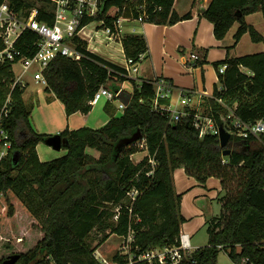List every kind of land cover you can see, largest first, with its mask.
Segmentation results:
<instances>
[{
  "label": "trees",
  "instance_id": "1",
  "mask_svg": "<svg viewBox=\"0 0 264 264\" xmlns=\"http://www.w3.org/2000/svg\"><path fill=\"white\" fill-rule=\"evenodd\" d=\"M7 1L16 13L24 16L38 8L37 19L54 24L51 1ZM145 1L150 13L147 22L174 25L192 17L191 13L178 15L174 10L175 0ZM136 5L130 0H105V11L100 18H105L106 25L115 31L106 11L111 7L128 6L138 18ZM256 12L264 16V0H211L202 16L213 23L217 39H224L238 22L236 44L246 33L254 42L264 43V37L246 20ZM90 21L87 19L84 23ZM36 42L38 36L28 31L22 35L18 46L24 53L32 50L34 54ZM121 42L126 58L134 63L149 52L144 35L128 34ZM73 44L84 57L76 61L58 56L44 71L45 91L62 102L67 115L89 113L90 102L101 87L116 93L125 81L132 79L125 68L90 52L87 41L75 37ZM224 64L228 67L225 74H220V81L225 90L216 89L212 97L204 98L203 105L209 115L221 123V114L228 113L226 106L216 100L220 98L228 107L237 105L236 113L244 121L264 118V52L227 58L216 63V67L219 69ZM132 81L134 91L127 94L131 101L121 116L113 117L99 129L65 130L61 135L69 141L68 146H63L67 154L43 162L37 145L46 142L51 135L40 134L33 128L32 110L24 99L25 89L20 85L13 89L11 64L0 66V105L12 93L8 128L14 147L20 153L17 166L8 161L0 171V192L4 193L0 221L17 220L20 233L27 237L26 250L14 253L20 255L16 264H102L95 258V248L89 243L96 228L103 233L110 229V234L120 236L132 231L134 241L130 254L136 257L150 249L178 245L182 225L187 220L182 213L183 194L175 189L177 169H184L201 184L216 178L225 191L218 198L220 214L207 220L208 244L179 264H218L223 250L236 264H264V134L260 139L232 136L227 146L232 153L227 156L228 162H224L219 136L201 137L191 115L179 123H171L169 113L155 105L154 81L141 84L136 79ZM159 104L169 106L170 101L164 99ZM138 131L143 137L137 142L145 139L147 153L136 163L132 155L138 151L137 142L129 145H120V142ZM134 189L139 195L130 206L127 194ZM16 205H19L18 210ZM117 205H122V210L115 223L112 208ZM29 224L33 231L28 230ZM31 234L35 238L29 243ZM110 234H106L101 243L106 242ZM24 236L16 238V243L22 244ZM130 254H117L114 262L127 264ZM8 257L1 259L0 264ZM245 259L247 262L243 263ZM135 264L147 263L135 261Z\"/></svg>",
  "mask_w": 264,
  "mask_h": 264
},
{
  "label": "built area",
  "instance_id": "2",
  "mask_svg": "<svg viewBox=\"0 0 264 264\" xmlns=\"http://www.w3.org/2000/svg\"><path fill=\"white\" fill-rule=\"evenodd\" d=\"M52 3L51 12L54 14V24L41 22L37 19L39 13L38 8H34L29 16L16 13L10 6V3L5 0L0 3V66L5 64H11L14 72L13 89L16 85H20L26 89L30 80L27 78L28 74L32 75V79L38 83H43L47 86V80L44 76V71L49 64L58 56H64L71 60H79L84 55L77 50L73 44L75 37L88 42H93L94 35L103 37V42H114L118 44L117 39L120 38V45H122V24L124 22H146L149 18V11L147 2L144 0H130L131 3H135L139 12V17H134V11L128 6L123 8L111 7L106 11V17L113 20L115 31L106 25L105 18H100L101 14L105 11V0H48ZM90 19L89 23H84L85 20ZM94 23H97L96 25ZM94 27V28H93ZM96 27H102L101 30H97ZM34 32L38 36V42H36V52L33 54L32 50L28 53H24L18 46L20 38L25 32ZM130 34H135L131 30ZM122 36V37H121ZM100 41V40H99ZM97 42V41H95ZM102 42V41H100ZM90 47V46H89ZM123 47V45H122ZM90 52L93 53L89 49ZM124 52V48H123ZM31 53V54H29ZM125 54V52H124ZM126 57V55H125ZM145 57V54L140 56V60ZM191 58L193 61H199L201 58L199 54L192 53ZM127 65L125 69L128 70V77L132 78L138 73V65L141 62L134 63L132 60L126 58ZM21 68V73H17L15 67ZM228 65L224 64L219 67V73L225 74ZM246 71V68L242 69ZM249 75L252 73L247 71ZM134 79V78H132ZM136 79V78H135ZM156 88L155 105L170 115L171 123H179L183 118L192 116L193 125L200 131V136L217 135L220 134V125L223 123L225 129L232 134V136L246 139L249 137H255L260 139L264 134V118L255 122H247L240 118L236 113L237 105L228 107L222 99L216 100L228 109L227 114H221L219 123L215 117L209 115L207 111L206 115L199 110H196L193 114L192 111L185 110L186 107L192 105L196 96L203 97L204 94L197 90L180 89L179 96L180 102L184 109H173L171 106L160 105L159 102L164 99H168L174 92L175 88L173 84L163 79L154 80ZM220 92L225 90L222 83L218 88ZM122 91L112 92L106 87H101L90 104L96 105L103 97L108 98L110 101H114L119 98V108L125 110V105L121 99ZM12 93L9 94L6 102L0 105V171L5 168V163L12 161V157L17 152L14 147V142L11 133L8 128V119L11 115L12 108ZM212 97V96H211ZM137 146L146 150L145 139L137 142ZM147 152V150H146ZM146 155V154H145ZM153 166H156L154 160L150 161ZM138 163V162H137ZM150 175V174H149ZM139 192L132 190L128 192L127 196L130 201V206H133L137 201ZM4 193L0 192V202L3 201ZM6 206H3V210ZM122 205L116 206V212L114 215L115 220L118 222L121 215ZM132 211V209H130ZM129 244L124 247L129 255L131 252V244L134 241V233L130 231L125 238V241ZM196 251V248L192 244V236L187 232H181L179 243L173 247L154 248L147 250L146 252L138 255L137 257L130 254V258L127 264H135L137 262H146L147 264L159 263V264H179L184 258L189 257ZM247 260H243L246 263ZM102 264H111L108 260L103 259Z\"/></svg>",
  "mask_w": 264,
  "mask_h": 264
},
{
  "label": "crops",
  "instance_id": "3",
  "mask_svg": "<svg viewBox=\"0 0 264 264\" xmlns=\"http://www.w3.org/2000/svg\"><path fill=\"white\" fill-rule=\"evenodd\" d=\"M210 2L211 0H175L174 10L180 16L191 13L192 17L190 19L179 21L174 25H159L144 22L141 23L138 29H133L135 34L145 36L149 47V52L138 65L139 70L136 74L137 83L141 84L143 81L163 79L173 84L175 90L170 98H168L170 101L169 106L173 109H184L180 102V89H194L203 93L204 96L201 98L200 96H196L192 105L186 107L185 110L194 112L202 110L207 112L208 109L203 105L204 98L213 96L221 83L216 63H221L227 58L264 52V43L254 42L249 33L243 35L242 39L236 44L234 36L240 27V23L238 22L234 24L224 39H217L214 34L213 23L202 16V13L209 6ZM261 19H264L262 12H256L246 17L247 22L264 37V22ZM102 38L101 34L94 35L93 42H97L93 45V53L123 68L128 67L122 45L118 49L116 43L103 42ZM245 43H248L247 48L249 51L247 52H243L241 49ZM105 46L113 47L115 50L106 52L102 50ZM194 52L199 54L201 58L199 61L195 62L192 60L191 55ZM42 89L45 91L46 87ZM25 101L27 102V100ZM112 105V101L103 97L96 105L92 106L89 113L77 112L67 115V126H64L60 131L62 132L66 129L76 130L83 127L99 129L106 125L113 117L119 116L114 113ZM184 173L188 177L184 169H177L174 173V180L176 181L177 177V184L181 186V190L176 192L183 194L182 213L187 220L183 224V227L189 222L185 207L187 199L192 198L194 204H196V199L203 201L202 197L206 195L211 199H218L219 194L222 192L220 181L210 188L212 192L209 194L205 193L203 188H194L196 191L191 188L185 189V183H188L190 180L182 176ZM210 179L207 181V185L211 182ZM206 184L198 183V185H202V187L207 189L208 186ZM187 233L191 234L190 231ZM195 248L198 249L197 246Z\"/></svg>",
  "mask_w": 264,
  "mask_h": 264
},
{
  "label": "rangeland",
  "instance_id": "4",
  "mask_svg": "<svg viewBox=\"0 0 264 264\" xmlns=\"http://www.w3.org/2000/svg\"><path fill=\"white\" fill-rule=\"evenodd\" d=\"M262 22H264V19H261ZM147 22V21H146ZM142 22L139 21H132V22H124L122 24V36L128 35L131 33V30H136L140 27ZM95 25L97 23H94ZM94 28V27H93ZM97 30H101L102 27H96ZM121 36V37H122ZM120 38L117 39L116 42L117 48H119ZM250 42V41H249ZM93 43H89V49L94 52L93 50ZM248 43H245L243 47L241 48L242 51H249L247 48ZM116 48V49H117ZM102 50L106 52H112L115 49L110 46H105ZM16 72L19 74L21 73V68L19 66L15 67ZM27 78L30 80L29 86L25 89L24 92V98L27 100L26 103H28V107L31 108V124L33 128L36 130V132L40 134H48V135H56V134H62L64 131H60V129H63L64 126H67V113L65 112L64 106L62 102L53 94L48 93L47 91H44L42 89L44 86L43 83H38L37 81L32 79V75L28 74ZM132 78H136V75ZM38 84V85H36ZM123 90L125 93H132L134 91V83L132 79H129L124 82ZM42 89V90H41ZM38 90V91H36ZM33 95V96H30ZM170 98V97H169ZM119 98L112 101L113 111L116 113V115L121 116L124 112V110L119 109ZM205 107V106H204ZM200 112H203V114L206 115L207 112L199 110ZM67 130V129H66ZM229 149V148H228ZM231 150V149H230ZM67 148L63 147L60 151H57L53 149L51 146H49L46 142H40L37 145V152L39 155V158L43 162H50L55 159L61 158L67 154ZM93 152V151H91ZM146 150H144L141 147H138V151L132 155V159L134 162H140L145 154ZM224 162H228L227 156H224ZM183 177H187L184 174H182ZM188 183H185L184 188L185 189H197V188H203L205 190V193L209 194L212 192L210 188L214 186L217 182H219L216 178H211L210 183L207 185L208 188L202 187V185H198V181L192 177H187ZM175 183V189L176 191L181 190V186L177 184V177ZM197 184V185H196ZM206 187V186H205ZM194 189V190H195ZM196 191V190H195ZM194 192V191H193ZM200 192V191H198ZM194 194V193H193ZM192 194V195H193ZM225 194V191L222 190V192L219 194V197H222ZM203 196V201H197L196 204H194L192 198L187 199L185 202V207L187 209V216L189 217V222L187 225H185L181 228V232H188L192 234V244L193 246L204 247L209 242V234L207 231L208 225H207V219L210 217H213V215L220 214L221 211V204L218 201V199H211L210 197ZM215 196V195H211ZM202 200V199H201ZM129 202V201H128ZM16 210H18L19 205H16ZM199 207V208H198ZM20 211V209H19ZM113 213L116 212V207L112 208ZM17 212V211H16ZM112 221L117 223L114 216L112 218ZM28 228V227H27ZM32 225L30 226L28 230L33 231ZM36 229V228H35ZM19 223L17 220L13 221H6L1 222L0 221V260L8 257L18 251H24L25 243H26V236L25 233L23 235L19 231ZM111 230L108 229L107 232H101L98 228L92 231L90 237H89V243L92 245V248H95V258L99 260L100 262L103 259L108 260L111 264H118L117 262H114V258L117 254H120V256H127V250L124 249L126 245L129 244L127 239L125 241V238H127V235L120 236L117 234H110ZM106 234H110V237L108 240L104 243L102 242L103 237ZM25 238L24 242L22 244L16 243V238L23 237ZM35 236L33 234L29 235L28 241L29 243H32L34 241ZM24 245V246H22ZM197 250V249H196ZM195 251V250H194ZM218 264H234V262L230 259L227 252L224 250L219 253L218 256Z\"/></svg>",
  "mask_w": 264,
  "mask_h": 264
},
{
  "label": "water",
  "instance_id": "5",
  "mask_svg": "<svg viewBox=\"0 0 264 264\" xmlns=\"http://www.w3.org/2000/svg\"><path fill=\"white\" fill-rule=\"evenodd\" d=\"M121 99L125 105H129L131 101V97L127 94H124L121 96ZM143 137V134L141 131H138L135 133L132 137L124 139L122 142H120V145L123 144H133L140 140ZM232 138V134L228 132L223 123L220 125V134H219V139H220V145L222 148H224L223 155L224 156H229L232 153V150L228 149L227 146ZM46 143L51 146L53 149L60 151L63 146H68L69 141L67 138H63L61 134H56L52 135L47 138ZM20 161V153L15 152V154L12 157V165L15 167L19 164ZM20 259L19 254H12L10 255L6 260H4L3 264H16Z\"/></svg>",
  "mask_w": 264,
  "mask_h": 264
}]
</instances>
